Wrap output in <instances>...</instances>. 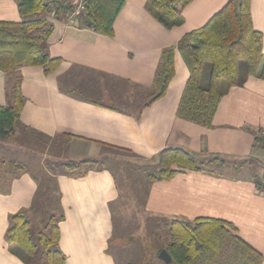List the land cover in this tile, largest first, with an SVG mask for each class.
<instances>
[{"label": "crops", "instance_id": "0c3cea01", "mask_svg": "<svg viewBox=\"0 0 264 264\" xmlns=\"http://www.w3.org/2000/svg\"><path fill=\"white\" fill-rule=\"evenodd\" d=\"M146 1H126L113 36L79 26L74 15L46 14L54 26L48 53L59 64L51 73L44 66L19 69L25 103L17 131L50 138L46 151L56 150L51 157L62 162L106 160L118 151L132 154L144 165H156L159 152L169 146L204 160L220 156L224 164L205 171L177 165L178 172L170 179L151 181L147 174L145 200L138 206L145 217L163 222L168 235L167 224L173 218L231 222L236 235L264 257V80L246 75L241 63L242 82L222 98L212 127L177 115L190 75L178 43L231 0H193L182 11L183 23L172 29L149 12ZM251 16L254 28L262 33L264 54V0H251ZM0 20L22 21L17 0H0ZM167 48L175 49L174 76L165 95L146 104ZM6 93L7 74L0 70V106L8 103ZM21 152L20 143L14 145L10 138L0 141V264H26L7 241L10 216L24 211L33 231L39 215V179ZM49 174L55 177L56 203L64 216L58 244L65 264L144 262L139 256L119 258L112 251L127 243L117 236L126 230L119 212L125 209V187L111 167L92 168L82 176L64 168Z\"/></svg>", "mask_w": 264, "mask_h": 264}, {"label": "trees", "instance_id": "16d2710c", "mask_svg": "<svg viewBox=\"0 0 264 264\" xmlns=\"http://www.w3.org/2000/svg\"><path fill=\"white\" fill-rule=\"evenodd\" d=\"M22 21L0 20V70L7 74V105L0 106V141L16 133L25 103L21 90L23 66H44L53 72L59 59L48 53V39L53 24L46 14L56 17L74 15L76 24L113 36L114 23L127 0H83L82 9L65 0H17ZM193 0H147L146 8L166 28L183 23L182 11ZM262 33L253 26L251 0H231L204 26L184 35L178 49L188 65L186 82L177 115L180 118L212 127L219 104L233 85L242 82L239 65L245 63L246 75L264 80ZM175 49L163 51L158 66L154 91L146 104L163 97L174 76ZM99 103V102H97ZM104 159L90 158L63 162L71 175L82 176L92 168H104ZM150 163L146 171L151 181L172 178L175 166L205 171L224 164L220 156L200 159L181 147L169 146L157 155L155 169ZM14 165V164H13ZM15 167V165H14ZM21 167V166H18ZM50 177H55L49 174ZM58 204V203H57ZM43 229L34 237L31 220L24 211L10 216L7 241L19 250L26 264H65L66 256L59 248L63 213L53 208ZM169 241L164 247L172 257L171 264H261L264 257L236 235L231 222L213 217H197L192 221L173 218L168 222ZM42 251H39V248ZM149 262V261H148ZM128 264H152L148 263Z\"/></svg>", "mask_w": 264, "mask_h": 264}, {"label": "rangeland", "instance_id": "374dc122", "mask_svg": "<svg viewBox=\"0 0 264 264\" xmlns=\"http://www.w3.org/2000/svg\"><path fill=\"white\" fill-rule=\"evenodd\" d=\"M65 1L72 2L70 0ZM82 3L83 1L77 4L80 6V10L82 9ZM10 139L14 145L21 144V157H27L25 164L39 179L40 188L36 197V202L40 204L39 215L36 218V225H33L34 237L37 238L36 234L44 228L46 220L57 205L55 192L57 189L54 178L50 177L49 172L54 173L63 170V162L51 157L54 156L53 153H56L53 148L46 151L48 143L51 141L50 138L36 135L31 131H17L16 129V133ZM113 153L115 155H111V158L106 159L104 164L115 171L119 183L125 187L123 189L125 209H119V212L121 219L123 218V224H126L122 227L126 230L117 236L125 237L127 246L117 249L118 246H115L112 251L119 258L136 259L139 256L144 261L142 263L149 261L148 263L151 262L152 264H162L158 256L161 245L168 242L167 229L163 226V222L160 223L155 219L145 217L146 213L143 212L142 206H138L139 203L145 200L148 185L145 168L148 164L144 165L145 161L130 153L118 151H113ZM46 167L49 171L46 170ZM155 167L154 164H151L150 169L154 170ZM41 249L40 247L39 251H42ZM146 256L148 260H146ZM156 256L157 258H155ZM223 262L221 259L219 264H223Z\"/></svg>", "mask_w": 264, "mask_h": 264}, {"label": "water", "instance_id": "95a60500", "mask_svg": "<svg viewBox=\"0 0 264 264\" xmlns=\"http://www.w3.org/2000/svg\"><path fill=\"white\" fill-rule=\"evenodd\" d=\"M158 258L167 264L172 263V257L169 254L168 250L165 248L160 251Z\"/></svg>", "mask_w": 264, "mask_h": 264}]
</instances>
